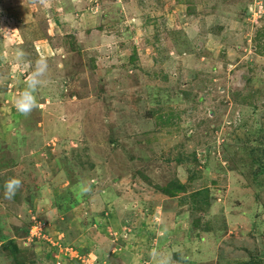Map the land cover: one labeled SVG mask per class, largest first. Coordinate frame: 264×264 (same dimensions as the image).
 <instances>
[{"label":"rangeland","instance_id":"rangeland-1","mask_svg":"<svg viewBox=\"0 0 264 264\" xmlns=\"http://www.w3.org/2000/svg\"><path fill=\"white\" fill-rule=\"evenodd\" d=\"M263 164L264 0H0V264H264Z\"/></svg>","mask_w":264,"mask_h":264},{"label":"clouds","instance_id":"clouds-1","mask_svg":"<svg viewBox=\"0 0 264 264\" xmlns=\"http://www.w3.org/2000/svg\"><path fill=\"white\" fill-rule=\"evenodd\" d=\"M26 54L22 49H18L16 52V58L18 61H23ZM48 71V63L45 57H40L30 65V71L27 75V79L24 81V87L22 91L14 98V107L16 110L24 116L29 115L38 105L37 93L42 86L43 78ZM22 181L17 177L9 178L3 185L4 196L6 199H12L17 190L21 187ZM89 188L87 186H81L82 192H87ZM164 264V262H162Z\"/></svg>","mask_w":264,"mask_h":264},{"label":"trees","instance_id":"trees-1","mask_svg":"<svg viewBox=\"0 0 264 264\" xmlns=\"http://www.w3.org/2000/svg\"><path fill=\"white\" fill-rule=\"evenodd\" d=\"M167 117L168 118L167 120H165V123H167L170 120V117H173V115L172 116L168 115ZM263 169H264V164H263ZM172 187H173L172 189L165 188L163 192L172 194L173 193L172 191L183 190L185 186L182 183H177V184H172ZM249 264H263V263L261 262L260 257L253 255L252 260L249 262Z\"/></svg>","mask_w":264,"mask_h":264}]
</instances>
